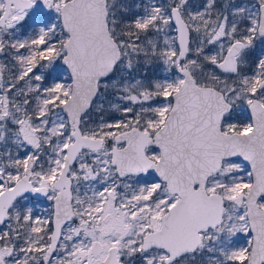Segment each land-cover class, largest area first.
<instances>
[{"label":"snow or ice","instance_id":"snow-or-ice-1","mask_svg":"<svg viewBox=\"0 0 264 264\" xmlns=\"http://www.w3.org/2000/svg\"><path fill=\"white\" fill-rule=\"evenodd\" d=\"M0 264H264V0H0Z\"/></svg>","mask_w":264,"mask_h":264},{"label":"rangeland","instance_id":"rangeland-1","mask_svg":"<svg viewBox=\"0 0 264 264\" xmlns=\"http://www.w3.org/2000/svg\"><path fill=\"white\" fill-rule=\"evenodd\" d=\"M199 1H201V4L203 3V0H199ZM154 71L159 72V71H160V66H159V65H155V66H154ZM48 207H49V202L45 200V202H41V203L38 205L37 211H39V212H43V210H44L45 208H48ZM241 243L243 244L244 241L241 240Z\"/></svg>","mask_w":264,"mask_h":264},{"label":"flooded vegetation","instance_id":"flooded-vegetation-1","mask_svg":"<svg viewBox=\"0 0 264 264\" xmlns=\"http://www.w3.org/2000/svg\"><path fill=\"white\" fill-rule=\"evenodd\" d=\"M191 2L196 4V5L201 4V1H199V0H191ZM41 202H45L44 198H41ZM49 206H50V202H49Z\"/></svg>","mask_w":264,"mask_h":264}]
</instances>
